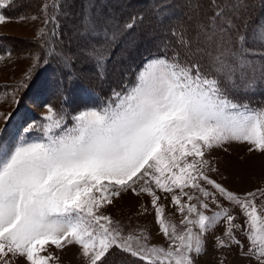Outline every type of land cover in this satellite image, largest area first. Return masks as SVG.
Returning a JSON list of instances; mask_svg holds the SVG:
<instances>
[{"label": "snow or ice", "instance_id": "1", "mask_svg": "<svg viewBox=\"0 0 264 264\" xmlns=\"http://www.w3.org/2000/svg\"><path fill=\"white\" fill-rule=\"evenodd\" d=\"M89 2L73 26L75 47L62 48L61 56L52 45H60L63 3L38 7L45 26L34 37L37 50L28 52L29 70L0 103L19 106L18 93L35 82V70L50 62L46 56L62 69L91 65L98 79L106 78L110 49L143 17L120 24ZM13 3L24 7V0H0V9ZM183 8L134 80L113 88L102 106L69 113L45 103L41 122L22 129L29 138L0 152V264H59L52 246H78L85 264H106L113 252L139 264H198L205 234L221 222L214 247L235 246L264 264V202L256 203L264 189L235 194L210 178L217 169L206 158L234 142L264 155V106L238 99L264 88V24L251 23L248 0H184ZM10 19L0 14V25ZM13 115L0 112V120L6 126ZM35 130L40 139H30ZM125 193L150 198L167 247L149 245L143 232L125 235L106 214ZM217 194L245 218L247 251L235 235L241 225ZM162 198L180 214V230L165 218ZM210 205L220 210L207 215Z\"/></svg>", "mask_w": 264, "mask_h": 264}, {"label": "rangeland", "instance_id": "2", "mask_svg": "<svg viewBox=\"0 0 264 264\" xmlns=\"http://www.w3.org/2000/svg\"><path fill=\"white\" fill-rule=\"evenodd\" d=\"M176 1L174 0V3L183 8L184 0ZM260 1L261 0H248L251 7V11L248 14L252 19L255 15V12L258 10V3H260ZM51 2L52 0H24V7H17V5L13 3L4 9H0V14H4L5 16L11 18L9 22L0 25V55L4 56V59L0 60V100H2L6 95L10 96L12 88L18 87L20 85L24 75L29 70L31 60L28 56V52L37 50L34 37H37L39 29L45 26L43 24V14L38 12V7H41L42 3L51 4ZM56 2L60 4L63 3V0H56ZM92 2L95 3L97 11L102 10L106 14H112L115 16L116 21L120 24H122L124 21H129L133 16L143 17L142 22H139L136 27L131 29L134 34H140L141 29H145V27L150 28V26H153L157 28L159 26L153 22L155 21V13L153 14V12L148 11L147 13H144L140 7L137 8L138 4L136 1L92 0ZM86 4L89 7L91 6L89 0H68L67 3H63V12L65 15L60 17V45H52V47L57 48L55 53L56 56H61V49L64 47H75V41L73 40V26L79 21L82 10L85 8ZM49 12H52L51 8L49 9ZM183 12L184 8L183 11L180 12V16H182ZM21 14L40 15V19L35 21H20L17 19V17ZM86 22L87 21H85V23ZM161 26L163 27L164 25ZM48 27L50 28L51 25ZM129 32L125 35H129ZM161 32H163V29ZM151 54H147L142 58L136 72L141 69L147 59L151 58ZM45 58L50 62H57L56 60L52 59L51 56H46ZM81 65L83 68L87 67L85 64L77 63V68L73 67L72 72L75 69H78L79 72H85L87 79L82 76L81 77L84 78L89 84L97 85V83H93V75L86 73L87 71L94 73L92 66L90 70H85ZM44 66L45 64H42L35 70V72H38V70ZM61 70L64 71L62 68ZM62 74L65 75L66 78L61 77L60 75ZM68 74L66 75L64 72L56 74L53 69L49 68L46 76L39 73L35 79L33 77L35 82L39 79V86L34 84V82L31 83L27 89L18 93V96L22 97L21 103L18 107L12 105L11 103H0V112H14L12 119L6 126L4 121L0 120V129H4L2 132H0V146H2V148H0V152L6 153L15 143L23 142L17 137L9 138L12 133L11 131L21 124L19 108L29 106L33 108V110L35 109L37 111V118L35 121H33V123L41 122V118L46 111L41 105L45 103L53 105L57 111L63 110L69 113L72 112L73 109L69 107L58 106V102L61 103V99L55 98L53 100L48 96L45 100V96L48 94L45 88L47 77L49 76L52 82L63 78L62 80H59L57 85L64 84L65 88L70 87L71 84V81L67 80V78H69ZM134 78L123 84L131 83ZM26 93L28 94L27 97L25 96ZM35 94L36 98L34 97ZM110 96L111 92H108L104 103L108 101ZM63 99L64 97L62 100ZM238 99L245 103H249L252 107L264 106V93H261V91L258 89L255 91V93L240 95L238 96ZM86 107L92 108L94 106ZM83 108L85 107H81L79 109L82 110ZM37 131L39 135L31 136L30 139H40L41 134L39 130ZM226 147L227 151L224 149H217L211 154L206 155V158L210 161V168L217 169V171H209L208 175L210 178L214 179L217 183H220L228 190L240 196H243L247 192H253L257 189H264V155L258 153H249L248 146L246 144L234 142L227 145ZM205 187H209V190H212L210 186L205 185ZM217 199L220 201V204L223 208L228 209L229 213L236 217L234 222L241 225V230H237L235 235L236 238L245 245L244 251H247L248 242L244 232L245 218L241 215L239 209L236 206L232 205L218 194ZM262 202H264V197L257 195V205H260ZM160 203L165 206V218L167 221L176 224L178 230H180L181 217L171 205L170 200H165L162 198ZM144 207L148 208L147 212H144ZM219 210L220 208H217L215 205H210V210L207 211L206 214L212 215L214 212ZM106 214L110 215L113 221L123 229L125 235L129 234L130 232L134 234H140L143 232L148 237L146 242L149 245L167 247V243L162 234H160L158 225L155 223L154 210L151 208L150 198L147 195L136 197L131 193L122 194L119 198L115 199L112 206L107 208ZM224 228L225 225L223 222H221L215 228L209 229V232L205 234V252L199 257L198 264H221V261H223V264H257L255 259L246 258L243 253L240 252L235 246H232L231 250L214 247L215 237H222ZM49 251H51L54 256L59 257V264H85L83 258L79 254L78 246H67L63 250H57L54 246H52ZM131 259L132 260H128V258H126L123 254L118 255L112 253L110 256H108L106 264H127L126 261L128 263L130 261H134V264L139 263V261H136L134 258Z\"/></svg>", "mask_w": 264, "mask_h": 264}, {"label": "trees", "instance_id": "3", "mask_svg": "<svg viewBox=\"0 0 264 264\" xmlns=\"http://www.w3.org/2000/svg\"><path fill=\"white\" fill-rule=\"evenodd\" d=\"M105 1H112V0H105ZM117 1V0H115ZM136 1L138 4L137 8L140 7L144 13L153 12L155 13V22L159 26L157 28L145 27V29H141L140 34H134L131 30L129 35H124L118 43L113 46L111 51V58L108 62V73L106 78L101 81L92 72H86L87 74H92L94 77L93 83L89 84L85 79H87V75L85 72L75 69L72 72L73 67H69L68 69L61 70L58 67L57 62L51 61L50 63L46 64L44 67L40 68L38 72H34L33 77L34 79L39 75L46 76L49 68L53 69L56 74L59 73H69L67 80L71 81L70 87H65L64 84L57 85L58 81L52 82V80L47 77V81L45 83V88L47 91V95L45 96V100L47 97H51V99H61V103L58 102L59 107H69L71 109H77L86 106H101L107 95L108 92H111L113 88H118L121 83H125L134 78L136 73L137 67L140 64L142 58L151 53H155L157 51V46L160 44V41L165 37L171 25L177 22V17H180V12L183 11V8L180 7L178 4L174 3V0H131ZM176 1V0H175ZM177 2V1H176ZM262 0L258 3V10L255 12V15L251 21L252 24H255L257 21L259 23L264 24V7L261 6ZM166 9V11H165ZM179 12V13H178ZM122 18V17H120ZM125 23V21L123 22ZM122 23V24H123ZM161 25H164L163 27ZM163 29V32H161ZM50 64V65H49ZM87 67L82 68L85 70H90L91 65L85 64ZM76 67V65L74 66ZM77 68V67H76ZM69 71V72H68ZM47 72V73H45ZM83 74V75H82ZM61 77H65V75H60ZM84 78H82V77ZM44 78V77H41ZM40 78V79H41ZM66 78V77H65ZM39 79L36 80L34 84L39 86ZM49 85V86H47ZM104 85V86H103ZM102 86V87H101ZM100 87V88H99ZM61 89L63 92V96L58 94L57 89ZM258 90L261 93H264V88H259ZM255 93V92H254ZM248 95V94H247ZM26 97L28 94L26 93ZM36 94L34 95V97ZM67 99L69 101L68 104H64L62 98ZM36 98V97H35ZM47 102V101H46ZM20 112V121L21 124L18 128L17 133L15 134L19 140L21 138L28 137V134L24 133L22 129L28 123H33L36 120L37 114L36 110L29 106H24L23 108H19ZM32 135H39L38 131L35 130L31 133ZM14 137V136H13ZM9 137V138H13ZM121 254L119 252H113V254ZM124 255V254H123ZM128 260H132L130 257L124 255ZM127 264H134V261H130L129 263L126 261ZM139 264V263H137Z\"/></svg>", "mask_w": 264, "mask_h": 264}]
</instances>
